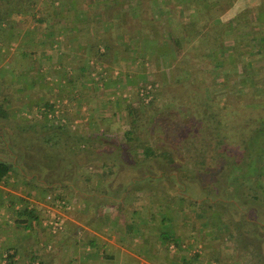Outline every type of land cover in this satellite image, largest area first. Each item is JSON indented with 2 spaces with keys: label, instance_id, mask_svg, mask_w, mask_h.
<instances>
[{
  "label": "rangeland",
  "instance_id": "374dc122",
  "mask_svg": "<svg viewBox=\"0 0 264 264\" xmlns=\"http://www.w3.org/2000/svg\"><path fill=\"white\" fill-rule=\"evenodd\" d=\"M147 1L148 0H143L139 10L133 13L125 12L123 16H127L125 21L135 28H140L143 24L147 27L150 26L151 23L150 25L148 22L145 23L148 21L145 17L152 15ZM230 1L234 0L221 1L219 12H221L222 8L228 9L227 14L221 17L223 23H227L229 20L236 18L238 13H243L245 10L249 12L245 17L246 19L249 18L250 20V18L255 17L256 10L259 7V5L256 4L258 0H240L233 2V4H231ZM249 1H252L253 4L251 7L246 8L245 6ZM86 3L87 2H85V4ZM95 8L93 7L91 9ZM261 8L263 9L264 7L262 6ZM140 10L142 13L139 12ZM139 13H141V15L143 14V19H140L141 16L137 17ZM132 14L137 15L131 17ZM213 14L220 13H218V11H213ZM249 14H251L252 17ZM178 15H180L179 12L176 13V16L173 18H179ZM182 15L184 14H181V16ZM11 21L16 27V29L13 30V41L8 42L9 37L7 34H4V39L3 37L0 38V80H2L1 78L13 79L12 81L14 84L11 85L10 88L4 89V91L9 95L8 97L12 99L9 105H7L9 112L16 116L5 120L6 122L3 121L5 126L3 128L0 127V132L7 133L6 126H13L15 123L17 125L18 123L22 125L21 122H23L24 119L21 115L18 116L19 113L16 112H19L24 106H28L26 110L28 113H31V117L27 124L29 125L28 130L30 133L27 136L23 133L17 135L14 133L9 135L8 133L7 136H9V140L11 139L10 143L16 147L14 152L15 156H6L2 154V157L19 164V166H22L25 170V167L31 163V160H37L36 157H38L39 160L42 159L37 163L38 165L36 168L34 165H31L29 172H37V179L33 181L34 184L31 183L32 188L37 185H44L43 189H38V191L41 190L40 196L43 197V203L47 206L48 215L46 216L43 214V211H40V215L43 214L44 217H40L39 215L41 219L39 221L32 220V224L28 226L32 230L29 238L36 243L34 244L35 250L32 252L30 251V255H32L31 253H36L35 255L40 256V258L49 256L52 258L50 261L47 260L49 264H53V256L57 255L64 257L60 262L61 264H85L86 262L83 263V260L85 256L87 258L88 253L95 255L100 253L97 252L98 249L89 245L90 234L92 233L95 235L96 232L93 229L95 222L97 229L103 228L104 226L111 228L109 232L113 231L116 235L115 240L118 239V241L120 240L119 243H122L124 246H129L128 244H131L136 238L142 239L143 236L150 235V230L148 227L144 226L149 222L150 214L153 212L154 218L159 221L158 223L160 225H158V227L160 229L169 227V230H171L174 228L177 240L181 245H193L189 253H186L187 257H192L196 251L203 252V255L206 254V252H210L214 257V260H211L212 264L217 262V259L226 264H237L236 262L241 259V251L237 250V239L228 235L231 228L226 230V225H224L225 223L223 220L219 228H212L210 223H214V216L210 218L200 215L199 212L201 211L199 210L201 208L198 206L184 209V207L187 206V201L181 200L178 197L179 194L177 193H179L178 191L180 190L182 191L181 193H184L187 197L191 196L198 200H200L199 197L207 193L206 186H203L195 177L186 178L185 176L183 177L184 183H181V181L179 183L177 182V178L173 175L160 176L156 174L157 176L150 177L146 174L139 175L136 174L135 171L129 170L127 173L122 174L121 170L116 168L113 171V175L104 178L102 176V169H104L105 166L100 164L99 161L84 162L85 164L83 163L81 165L78 160L81 158V155L86 159L87 152L78 150L76 154L77 151L74 150L81 147V144H79L75 138L76 136L79 137L84 135L87 141L88 139L92 140L89 135L91 132L95 133L98 131V128L118 137V140L124 142L125 147H134L137 142H133L132 144L127 142L124 135L125 130L129 126L130 119L126 106L132 102V100H139V98H142L146 105L154 97V93H157L154 105L149 109L147 107L144 108L147 110L149 116H147L141 131L138 133H140L143 139L144 137L153 136V142L151 143L167 145L169 147L171 135H174V133H172L174 128L171 125H169V128L166 127L164 131H168L172 134L164 141H159L156 136L160 137L159 135L162 133L161 130H163L159 126L160 121L171 123L178 120L179 118L177 117H180L181 119L179 121L182 122L183 120L188 122V116H182L183 110L181 105L185 104L187 106L190 103L195 104L200 99H203L202 97L207 95L204 92L210 90L211 86L217 82L214 76L216 74L221 76L223 80L229 82L239 77L241 79L239 71L240 62L237 60L231 62L229 55L224 54L222 46L217 52V57L215 59L209 56V63L207 66H204L201 70L193 68L189 71L191 74H186L182 70L177 69L175 65L170 67L168 60L165 66L157 62L155 65H152L150 61H145V63L144 61H140V59H135V61L133 59L127 60L123 54V47L119 44L120 37L117 38L120 34L118 32V26H116L112 31H108L109 37L111 38L110 40L115 41L118 48L114 57L115 62L109 64L107 67L105 64H101L99 60L96 62L84 55L85 50L82 48V44L92 37L89 30H87V32H82V35H80L82 39L76 42L71 39L63 41L60 40L59 37L56 38L57 40H44L45 36L43 37L42 34L40 35L35 31L36 25L31 21L28 15H13ZM219 21L220 20H218L217 23ZM166 22L173 24V21H168L165 17L162 19L161 17L154 19L152 22V27L154 26L158 30L154 33L155 40L157 41V39L161 37L162 39L164 38L165 41L156 47L157 52L160 50L161 53L164 51V46L168 45L167 41L169 39L166 33L168 27ZM254 22H256V20ZM211 23L212 21H209L208 26H211ZM219 24L220 23H218V25ZM86 28L90 29V26L86 25ZM194 28V37L198 38L199 34H204L203 36H208L207 39L209 43L217 45L222 44L220 29H207V26H204L203 23L199 21ZM257 29L258 27L256 25L252 32H245L240 35L243 42L251 41V36L257 33ZM236 32L237 31L232 35H236ZM177 33L179 34L180 32L178 31ZM214 33L216 35H221L215 38ZM62 34L63 33L59 36H62ZM181 34L184 35V31ZM145 35H147V33L141 34L140 38L137 40L139 43L134 44V48L142 50L145 44L143 42V36ZM232 35H227V39ZM15 36H17V40H15ZM74 42L77 43V45L80 44L79 47H76L77 51L72 47L74 46ZM229 43L230 40L227 44ZM48 44H52L51 47L48 46ZM149 47V50L155 51L153 46L150 45ZM2 48H6L7 53L3 52ZM26 50L28 52L32 51L34 57L27 60L20 59L19 55L22 51ZM51 51H54V53L53 58L50 60L48 58V53ZM220 59L223 63L217 66L216 60L219 61ZM261 62L262 61H260V65ZM144 63L145 65H143ZM104 66H106V68H104ZM82 68H87L88 72H82ZM65 84H67L66 88H64ZM113 84H115V86H113ZM116 84H120V86ZM162 84L166 85L165 89L159 91ZM20 86H22L21 89ZM190 86H192V89H197V91H199V89L202 90V95H193V92L189 89ZM18 87L21 94L15 97L13 93L18 94V92H16ZM245 88L246 91L251 90L249 86H245ZM146 90H148V92H146ZM1 93L2 91H0V97L2 95ZM87 93L90 94L87 96ZM220 97L222 98V96ZM44 101H53L56 105L53 112H50L47 116L37 110L38 105L42 104ZM252 102L258 106L262 104L261 102H264V98ZM64 113H67L70 123L67 126V130L61 131L58 128V121L61 120L62 122H66L65 116L62 115ZM88 115L90 118H88ZM61 117L64 119L62 120ZM35 120L39 124H37ZM76 121H79L77 125ZM0 126H2L1 123ZM198 131L206 135L204 136L205 139H215L216 130L212 127L201 126L198 127ZM58 133L61 138H59V136H54V134ZM47 138H54L51 142L59 143L57 146L58 154H55L57 153L56 150V152L51 151V153H54L52 155H55L52 156L53 158L51 157L52 163L48 158L50 156V148L46 143L47 141H45ZM59 139L60 141H58ZM61 139L63 142H70L63 143ZM102 140V137L99 136L92 141L98 143ZM103 142L105 143L106 141L104 140ZM111 144L112 146L119 147V145H117L119 143L114 142ZM91 145L92 143L89 144L90 150ZM106 145L109 146L110 144L108 143ZM25 148L28 149V152H26ZM185 152V150L181 151L183 157L180 155L178 156L184 158ZM101 153V149H99L97 153L92 156L88 154V157L96 160L100 157ZM123 161L128 162L126 159ZM150 162L152 161L150 160ZM161 166L162 165H159V167ZM175 167H178V165ZM174 168L169 166L165 169V172L172 173ZM17 177H19L20 183L23 182V177L21 175ZM206 177L208 178V176ZM130 179L135 180L136 183L129 186ZM204 183L206 185L209 181ZM27 189L31 190V193L34 190L29 187ZM59 193L65 196V201L71 207H56L48 202L47 197L49 195ZM228 193L229 192H225V194ZM103 196L108 197L104 198ZM23 199L26 202V198ZM116 200L123 202L121 205L123 209L121 220L119 218L116 220L113 217V223H102V220L100 221L98 218L99 215L105 213L111 216L114 211H116L113 210L116 208L113 206ZM31 201L33 200L31 199L29 201L27 197V202L30 203ZM109 201H113L110 202L109 207H102L104 203ZM232 203L234 202H228L226 205L213 204L212 210L220 209L225 213V216L227 215L232 219L242 218L241 213L236 210ZM209 204H211V201ZM209 204H207V207ZM38 206H40V204H38ZM39 208L40 207L37 209ZM179 214L182 217L179 220L180 222L174 223L176 217L179 219ZM54 216L62 219V228L56 232L48 226V221ZM254 217L255 215H253L252 218L256 219ZM169 220L170 224H167ZM92 221L94 222L93 225L91 224ZM28 227H26V231ZM221 231H224V233L220 234ZM118 235H122V239H120ZM136 246L138 248H144V245L140 242L139 244L137 243ZM170 248L171 251H175L178 247L171 245ZM113 250L114 248L112 246L109 252H113ZM29 258L30 257L27 259ZM30 264L36 263L30 261ZM111 264L113 263L111 262Z\"/></svg>",
  "mask_w": 264,
  "mask_h": 264
},
{
  "label": "trees",
  "instance_id": "16d2710c",
  "mask_svg": "<svg viewBox=\"0 0 264 264\" xmlns=\"http://www.w3.org/2000/svg\"><path fill=\"white\" fill-rule=\"evenodd\" d=\"M129 1L134 3V5L130 6L131 10L129 8L123 9L125 7L122 5L123 2L121 0H0V38L3 37L4 39V34H7L9 37L8 42L13 41V30L16 29L11 23L13 15H28L36 25L35 31L40 35L42 34L43 37L45 36L44 40L56 39L63 33V41L67 39L80 41L82 39L81 33L89 30L92 37L82 44V48L85 50L84 55L96 62L99 60L101 64H105L108 67L109 64L115 62L114 57L118 48L117 43L110 40L108 32L99 33L97 31L98 27H102L103 24L108 23L109 26L118 25L119 34L121 33L122 35H118L117 38L120 37L119 44L123 47V54L127 60L133 59L135 61V59H140V61L144 62L150 61L152 65H155L157 62L163 66H165L168 60L169 66L172 67L174 64L185 65L186 43L194 42L193 40L196 39L193 37L194 31L191 28L195 29L194 27L198 21L207 26L208 29H214L218 26L222 34V44L219 45L218 50L222 46L224 54L229 55L231 62L235 60L240 62L239 71L241 79L239 77L229 82L223 80L217 74L214 75L217 82L211 86L210 90L204 92L207 95L203 96V99H200L195 104L181 105L183 110V112L181 111L183 113L182 116H188V122L179 121L180 117H177L179 119L171 123L160 121L159 126L163 130H161L160 137L156 136V138L159 141H164L170 134L174 133V135H171L169 147L167 145L151 143L153 142V136L144 137V139L146 138L145 141L140 136V133H138L141 131L147 116H149L147 110L144 108L147 107L149 109L154 105L157 94L154 93V97L146 105L142 98H139V100H132L126 106L130 119L129 126L124 132L125 140L131 144L137 142L138 145L125 147L124 142L118 140V137L98 128V131L95 133L91 132L89 136H91L92 140L101 136L103 140L99 141L100 144L99 142L94 143L91 139H88V142L84 135L76 136L75 138L81 144V147L79 149L76 148L74 151H77L76 154L78 150L87 152L86 159L81 155V158L78 160L81 165L84 162L99 161L100 164L105 166L102 169V176L104 178L113 175V171L116 168L121 170L122 174L127 173L129 170L135 171L136 174H146L150 177L156 174L160 176L173 175L179 183L180 181L184 183L183 177L185 176L186 178L195 177L203 186H206L207 193L199 197L200 200H198L191 196L187 197L184 193H181V190L178 191V197L181 200L187 201V206L184 209L198 206L201 208L199 210L201 211L199 212L200 215L210 218L214 216V223H210L212 228H219L222 220L225 223L224 225H226V230L231 228L228 235L237 239V250L241 251V259L236 262L237 264H264V102H261L262 104L258 105L259 107L252 102L264 98V8H261L262 6L264 7V0H258L259 7L260 4L261 7H258L256 10L255 17L249 14L254 20L252 18L250 20L249 18H245L249 13L245 10L243 13H238L236 18L229 20L227 23H223L221 17L227 14L228 9L222 8L221 12H219L222 0H192L196 2L193 13L176 18L173 24L166 22L167 26H170L167 27V35L169 37L167 44L169 46L172 44L174 48L173 51H169L168 45H165L162 53L160 50L157 52L156 47L165 42L164 38L160 37L156 41L153 35L152 38L150 35L143 37L145 44L143 43L142 50L134 48V44L138 42V39L131 37L130 31L133 25L120 19V14L122 15L124 10H127L129 13L138 10V0ZM237 1L240 0L230 2L233 4V2ZM85 2L87 3L85 4ZM136 2L137 4L135 5ZM249 2L245 6L246 8L252 6V2ZM162 4L163 7L161 8L154 5L151 9L153 11L156 10L155 12L163 13V10L166 9L167 11L168 7L167 5L164 6V2L161 3V6ZM93 7L96 8L91 9ZM184 8H188V6L183 5L181 9L183 10ZM213 11H218L220 14L214 15ZM97 17H101L105 21L102 19L97 20ZM114 18L117 20L115 21ZM216 19L220 20L219 25H216ZM255 20L256 22H254ZM209 21H212L211 26H208ZM150 22L152 24L153 21ZM86 25H89L90 29H87ZM256 25L258 31L255 35L251 36V41L243 42L240 35L245 32H252ZM178 31L180 32L179 34L177 33ZM183 31L184 35L181 34ZM235 31H237V34L235 33L236 35L233 36L232 34ZM227 35L232 36L227 39ZM214 36L218 35L215 34ZM15 40H17V36H15ZM229 40L230 43L227 44ZM51 45L48 44L50 47ZM150 45L153 46L155 51L149 50ZM2 51L7 53L6 48H2ZM53 53L54 51L48 53L50 60L53 58ZM19 56L20 59L27 60L33 58L34 54L32 51L28 52L26 50L22 51ZM209 56L215 59L217 52L209 53ZM216 61L217 66L223 63L221 59ZM260 61H262L261 65ZM82 72H88V69L83 68ZM1 79L0 123L16 116L9 112L7 105H9L12 99L4 91V89L10 88L14 84L13 79ZM165 86V84H162L159 91L165 89ZM245 86H249L251 90L246 91ZM191 87L189 89H191L193 95H202V90L199 89L197 91V89H192ZM21 88L22 86H20ZM16 92L18 94L13 93L15 97L21 94L19 87L16 89ZM55 107V102L44 101L38 105L37 110L47 116L50 112H53ZM62 115L65 116L66 122L58 121V128L61 131H65L70 122L68 121L67 113ZM61 119L64 118L61 117ZM169 125L174 128L172 133L164 131L166 127L169 128ZM201 126L214 128L216 130L215 139H205L204 136L206 135L198 131V127ZM28 132L30 133V131ZM7 135L8 133L0 132V184L15 174L21 175L24 179L33 176L32 181H34L37 179V172L30 173L29 168H31V165H34L36 168L37 163L42 159L39 160L36 157L37 160H31V163L25 167V170L19 164L2 158V154L13 156L16 148L10 143L11 139L9 140V136ZM54 136L61 138L59 133L54 134ZM52 139L54 138H47L45 140L51 149L48 148L50 152L48 158L51 163V157L55 156L52 155L54 154L53 152L57 151L55 154H58L57 146L59 144L51 142ZM104 140L106 141L105 143L103 142ZM68 142L70 141L63 143ZM114 142L119 143L117 144L119 147L112 146L111 143ZM91 143L90 150L89 144ZM108 143L110 144L109 146L106 145ZM99 149H101L102 153L98 159L94 160L88 157V154L92 156ZM25 150L28 152V149L25 148ZM182 150L186 151L184 158L180 157L182 156ZM51 151L53 152L51 153ZM124 159L128 162L123 161ZM159 165L162 166L159 167ZM177 165L178 167H175ZM169 166L175 167L172 173L165 172V169ZM206 181H209V183L205 185L204 182ZM134 183L136 181L130 179L129 186ZM225 192H229L230 194H225ZM57 197L65 200V196L61 193L57 194ZM210 201L211 204H209ZM110 202L113 201L107 202L109 204L104 203L102 207H109ZM228 202H234L232 205L241 213L242 218L232 219L227 215L226 217L225 213L220 209L212 210L213 204L226 205ZM122 204V201L116 200L113 205L116 207L113 210L116 211L112 215L110 214L111 216L101 213L98 217L99 220H102V223H109L118 218L121 220L123 214ZM207 204H209L208 207ZM18 213L20 216H26L29 222L38 219L37 212L29 207H23ZM253 215H255L254 218L256 219L252 218ZM28 226L29 224L27 223L26 227ZM222 233L224 231L220 232V234ZM162 238L167 243L166 251L171 250V245L187 251L193 246L188 244V246L182 247L183 245L177 240V236H173L168 232L163 233ZM206 255L209 261L214 258L210 252H206ZM192 256V259H198L201 253L196 251ZM185 262L186 264L191 263L190 261ZM32 263L42 264L40 256H32ZM216 264L226 263L217 259Z\"/></svg>",
  "mask_w": 264,
  "mask_h": 264
},
{
  "label": "crops",
  "instance_id": "0c3cea01",
  "mask_svg": "<svg viewBox=\"0 0 264 264\" xmlns=\"http://www.w3.org/2000/svg\"><path fill=\"white\" fill-rule=\"evenodd\" d=\"M123 2V6L125 8L123 9H130V6L134 5L129 0H121ZM184 1V2H183ZM143 0L139 1L138 0V10L140 9L142 5ZM164 2V6L167 5L168 10L166 11L163 10V13H155L151 8L155 5L158 8L163 7V4L161 6V3ZM252 2V1H251ZM255 2V1H254ZM137 2L135 3V5ZM141 4V5H140ZM147 4L150 6V10L152 15H149L145 18H147L148 21H144L145 23H149L150 21H154V19H158L161 17L166 18L168 21H174L176 18H173L176 16V13L179 12L181 14H190L193 13L195 10L196 2H193L192 0H148ZM253 4V3H252ZM257 5H259V2H256ZM188 6V8H184L183 10L181 9L182 6ZM255 5V4H254ZM261 5V4H260ZM128 12L127 10H124L122 15L120 14V19L125 21L124 13ZM139 12L142 13L140 10ZM141 13L137 14H132L131 17L134 15L137 17L141 16L140 19H143V14ZM149 18V19H148ZM97 20H101V17H97ZM115 21L117 20L114 18ZM105 21L104 19H102ZM219 19H216V25H218L217 21ZM254 20V18H252ZM201 23V22H200ZM118 26V25H116ZM116 26H109L108 23H105L102 25V27H98V32H108L109 30L112 31L113 28ZM169 26V25H168ZM121 27V26H119ZM170 27V26H169ZM202 28V27H200ZM219 27L216 26V29ZM194 30L193 28H191ZM208 29V28H207ZM104 30V31H103ZM219 30V29H218ZM216 30V31H218ZM153 31V32H152ZM158 31L157 28L154 26L152 27V24L150 26H145L144 24L140 28H135L133 27L130 31L131 37L135 39H139L141 34H146L150 35L152 38V35L154 36V33ZM119 32V29H118ZM145 32V33H144ZM203 32V31H200ZM205 32V31H204ZM167 33V29H166ZM69 34V33H68ZM109 34V33H108ZM70 35V34H69ZM122 34L120 33V36ZM194 35V33H193ZM204 34H199L198 38L194 39V42H187L186 47L187 51H185L186 57H185V65H180V64H174L177 69L182 70L186 74H191L189 71L192 70L193 68L196 69H202L204 66L206 67L207 64L209 63V53H214L218 52L219 44H211L208 41V36H203ZM71 36V35H70ZM63 34L62 36H59L60 40H63ZM145 37V36H143ZM147 37V36H146ZM219 37V35H218ZM216 38V36H215ZM71 42V41H70ZM76 42V41H75ZM74 42V46H72L76 51L77 48L79 47L80 44L77 45V43ZM139 42H136V44ZM72 45V44H71ZM67 47V46H66ZM65 48V47H64ZM68 48V47H67ZM173 45L171 44L170 46L168 45L169 51H173ZM79 49V48H78ZM203 55V56H202ZM83 69V68H82ZM187 71V72H186ZM115 82V81H114ZM110 84V82H109ZM66 85H64V88H66ZM118 85V84H116ZM115 86V84H113ZM120 86V84L118 85ZM90 93H87V96ZM89 99V98H88ZM65 100V99H64ZM86 102V101H85ZM31 103V102H30ZM29 104V103H28ZM27 107L24 106L23 109H21L18 115H21L22 118L24 119V123L21 122L18 123V125L15 123L13 126H6L7 133L12 134H25L26 136L29 134L28 130V121L29 118L31 117V113L27 112ZM14 112V111H13ZM42 113V112H41ZM88 118L90 116L88 115ZM87 118V119H88ZM35 122H37L35 120ZM79 123V121H76V125ZM3 126H5L4 122L1 123ZM14 124V123H13ZM37 124H39L37 122ZM75 127V126H73ZM18 174L11 175L8 179H6L4 182L0 184V264H30V261H32V256L35 254L31 253L30 251L35 250L34 241H31L29 236L31 235L32 230L28 227V230L26 231V225L32 224V222L27 221V217L18 213L20 209L23 207H29L31 209H34L37 212L38 219L35 221H39L41 218L44 217L43 214L47 215V206L43 203L44 199L43 197L40 196V191L38 189H43V186L37 185L36 187L32 188L31 183H33L32 178L33 176H29L27 179L23 178V182L20 183L19 177H17ZM34 184V183H33ZM34 189L33 192L31 193V190H28L27 188ZM38 187V188H37ZM27 197L29 198V201L32 199L30 203L27 202ZM23 198H26V202L24 201ZM37 199V200H35ZM43 199V200H41ZM40 204V206H38ZM43 206V207H41ZM40 207L39 209H37ZM40 211H43L44 213L40 215ZM40 215V217H39ZM181 215L179 214V219L176 217L174 219V223H179L181 219ZM159 221L154 218L153 212L150 214V219L149 222L146 223L144 227H148L150 230V235L148 236H143L142 239H135L131 244H128L129 246H124L122 243H119L118 239L115 240L116 235L113 233V231L109 232V229L106 226L103 228L97 229L96 222L94 223L93 221L91 224L93 226L95 232V235L92 233L90 234V241L89 245L93 246L95 249H98L97 252H100L99 254H92L88 253L87 258L85 256V259L83 260V263L85 264H186L185 261H190L191 263L189 264H211V259L210 261L207 258V255L204 254L203 252L201 253V256H199L198 259H192L190 256H186V253L190 251V249L187 251L185 249H178L176 250H169L166 251L167 243L163 241L162 234L163 233H170L173 236H176V231L174 228L169 230V227H166L165 229H160L158 225ZM167 224H170V220L168 221ZM171 226V225H170ZM96 228V229H95ZM103 229V230H101ZM99 236H98V235ZM119 236V235H118ZM120 239H122V235L119 236ZM139 242L144 245V248H138L136 245ZM192 245V244H189ZM114 248L113 252H109L110 247ZM188 246V244H185L182 247ZM193 247V246H192ZM191 247V248H192ZM53 256V255H52ZM30 257L29 259H27ZM61 255L53 256V264H61L60 262L62 261ZM191 258V259H190ZM52 259L49 256L42 257L40 258L42 264H49L48 261ZM87 259V261H86ZM48 260V261H47ZM28 262V263H27ZM48 262V263H47ZM63 264V263H62Z\"/></svg>",
  "mask_w": 264,
  "mask_h": 264
},
{
  "label": "built area",
  "instance_id": "2783aa9c",
  "mask_svg": "<svg viewBox=\"0 0 264 264\" xmlns=\"http://www.w3.org/2000/svg\"><path fill=\"white\" fill-rule=\"evenodd\" d=\"M146 92H148V90H146ZM148 100V99H147ZM55 116V115H54ZM63 120V119H62ZM48 202L52 203L53 205H55L56 207H71L69 206V204L63 199H59L57 197V194L54 195H49L47 197ZM49 210V209H48ZM48 226L54 231L56 232L57 230L62 228V219L60 217H51V219L48 221ZM213 264H216V262H214Z\"/></svg>",
  "mask_w": 264,
  "mask_h": 264
},
{
  "label": "flooded vegetation",
  "instance_id": "af4514ba",
  "mask_svg": "<svg viewBox=\"0 0 264 264\" xmlns=\"http://www.w3.org/2000/svg\"><path fill=\"white\" fill-rule=\"evenodd\" d=\"M3 158V157H2Z\"/></svg>",
  "mask_w": 264,
  "mask_h": 264
}]
</instances>
